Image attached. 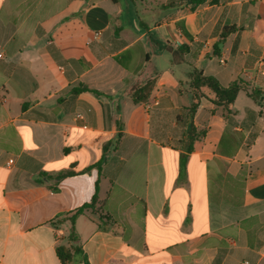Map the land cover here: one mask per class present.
Returning a JSON list of instances; mask_svg holds the SVG:
<instances>
[{"label":"crops","instance_id":"obj_1","mask_svg":"<svg viewBox=\"0 0 264 264\" xmlns=\"http://www.w3.org/2000/svg\"><path fill=\"white\" fill-rule=\"evenodd\" d=\"M137 1L0 0V264H61L95 184L88 264H264V0ZM192 69L245 88L199 99L186 154Z\"/></svg>","mask_w":264,"mask_h":264},{"label":"trees","instance_id":"obj_2","mask_svg":"<svg viewBox=\"0 0 264 264\" xmlns=\"http://www.w3.org/2000/svg\"><path fill=\"white\" fill-rule=\"evenodd\" d=\"M197 3H200L201 0H197ZM214 2V1H213ZM237 29L234 26L225 27L221 31V39L225 36L235 32ZM186 85V91L189 93V104L188 106L184 107L183 110L185 111L184 121L186 123V133L183 137V142L185 143V152L186 154L192 151V144L196 138L199 137V131L193 125V116L196 111L199 99L201 97L206 98L209 100L215 107H221L225 112V117H228L232 114L231 106L237 93L245 88V85L242 81L233 82L226 87L221 86L217 80L211 76H205L200 71L196 69H192L187 76V81L179 82V93H183V87ZM145 87V86H144ZM143 88H139L135 95L137 96L134 98L135 102L141 101L139 95L145 90ZM79 90L81 91H92L95 94L99 93L95 90H90L86 87H81ZM258 94H261L260 91L253 89L249 94L250 97L254 100H259ZM213 112L215 109L212 110ZM180 119V116L177 117ZM120 136V133H117L116 140ZM106 153V149H104ZM186 155L181 154V167L185 161ZM102 163V159L99 160L97 163L93 165L99 169ZM88 170V169H87ZM74 172L70 170L62 171L57 173L56 175L49 176L43 175L47 180H53L55 183L61 181L62 179L66 178L67 176L73 175ZM53 191L57 190V187H51ZM97 193H98V184H95V192L91 197V200L88 203L83 204L82 206L78 207L72 212H69L61 218V221H68L70 224L66 242L64 244H60L56 247V255L61 264H75L82 262L84 264H88L86 257L83 253L82 247L80 245V241L74 229V221L77 216L83 214L85 211H89L91 215H95L96 222L99 228L105 229V225L109 223L108 217L103 215L99 207L97 206Z\"/></svg>","mask_w":264,"mask_h":264},{"label":"built area","instance_id":"obj_3","mask_svg":"<svg viewBox=\"0 0 264 264\" xmlns=\"http://www.w3.org/2000/svg\"><path fill=\"white\" fill-rule=\"evenodd\" d=\"M2 55L0 54V57ZM220 63H223V60H219ZM256 68H257V71L261 74V75H264V59H260L258 61H256ZM11 162V160H9V163Z\"/></svg>","mask_w":264,"mask_h":264},{"label":"rangeland","instance_id":"obj_4","mask_svg":"<svg viewBox=\"0 0 264 264\" xmlns=\"http://www.w3.org/2000/svg\"><path fill=\"white\" fill-rule=\"evenodd\" d=\"M137 2H138L139 15H144L146 12H145V9L143 8V6L145 7L146 5H149L150 1L144 0L143 2H139V1H137ZM124 6H123V11H126V8H124Z\"/></svg>","mask_w":264,"mask_h":264},{"label":"water","instance_id":"obj_5","mask_svg":"<svg viewBox=\"0 0 264 264\" xmlns=\"http://www.w3.org/2000/svg\"><path fill=\"white\" fill-rule=\"evenodd\" d=\"M221 46V44H219Z\"/></svg>","mask_w":264,"mask_h":264}]
</instances>
